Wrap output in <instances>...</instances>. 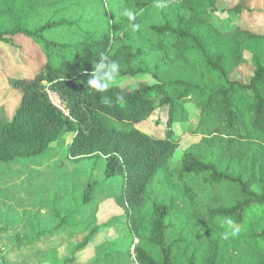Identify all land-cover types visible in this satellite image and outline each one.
I'll list each match as a JSON object with an SVG mask.
<instances>
[{
  "label": "trees",
  "instance_id": "trees-1",
  "mask_svg": "<svg viewBox=\"0 0 264 264\" xmlns=\"http://www.w3.org/2000/svg\"><path fill=\"white\" fill-rule=\"evenodd\" d=\"M164 2L160 9L156 0H117L114 8L112 0L110 10L106 0H0L2 46L21 49L24 38L40 58L37 67L12 72L0 61L4 82L22 93L11 118L0 107V163L43 157L73 133L67 156L104 157V178L123 181L119 199L136 264H264V64L245 59L247 42L264 40V32L224 29L213 20L221 10L240 16L262 10L241 0L228 8L220 0ZM101 53L120 65L117 79L150 75L153 82L134 88L112 83L96 93L87 80ZM248 64L249 79L235 77ZM175 124L187 125L185 133L195 138L180 162ZM50 172L36 181L44 186L55 176ZM98 184H86L85 202ZM228 216L243 231L224 240L221 221ZM56 218L53 228L36 230L29 243L12 235L26 246V259L60 252L54 242L41 249L31 244L63 227H71L72 235L91 226L88 219ZM98 231L77 243L74 256L92 241L96 256L90 263L102 264ZM75 261L65 257L62 264ZM7 263L0 253V264Z\"/></svg>",
  "mask_w": 264,
  "mask_h": 264
},
{
  "label": "rangeland",
  "instance_id": "rangeland-1",
  "mask_svg": "<svg viewBox=\"0 0 264 264\" xmlns=\"http://www.w3.org/2000/svg\"><path fill=\"white\" fill-rule=\"evenodd\" d=\"M106 1L111 10L112 0ZM238 1L220 0V6L221 8L233 7ZM241 1L246 7H257L262 11L254 14L245 12L240 16L221 10L213 14L216 25L224 29L236 28L239 25L248 26L264 32V0ZM116 5L117 0H113L112 6L116 8ZM114 10L118 15V10ZM119 13L121 14V11ZM21 40V49H8L0 43V61L6 65L4 68L8 66L10 72L24 66L34 68L40 63L36 47L24 38ZM20 52L24 53L21 58ZM245 59L252 65L258 60L264 64V40L248 41ZM250 64L240 73L235 74V77L244 81L248 80L253 69ZM3 79L4 74L0 72V107H6L11 118L20 103L22 93L13 90ZM141 82L152 83L153 79L150 75L125 76L116 79L113 83L134 88ZM49 93L54 103L61 105V108L68 113L66 104L57 94L50 90ZM187 106H190L189 102ZM174 129L182 141L175 153L176 162H180L186 148L194 142L195 138L185 133L187 125L175 124ZM73 135L69 133L61 143L53 144L51 153L47 152L42 155L43 157L0 163V253L8 259L7 264H62L65 257L71 256L76 259L73 264H91L90 262L96 256L94 242L91 241L84 250L78 248L75 256L73 250L77 249L75 248L77 243L85 240L88 233L98 229L95 237L98 238L99 243H102L100 251L104 258L102 264H118L119 258L120 264H126L131 246V264H136L135 240L134 238L132 240L128 213L123 201L119 199L123 181L119 178H116L119 180L104 178V157L73 159L67 156V147ZM49 172L55 176H50V181L44 180L46 182L44 186L43 182L36 181L45 178ZM94 180L98 181V187L91 193L90 202H85L82 198L84 188L88 182ZM63 198H65V204H60ZM56 216L66 219V223H77L81 219H88L91 226L85 233L74 232L72 235H70L71 227H63L57 235H51L31 244L34 249H41L54 242L53 246L61 250L60 252L48 257L50 259L41 260L40 256L26 259L24 252L27 249L26 246L16 244V236L13 240L12 235L20 233L23 237L22 241L26 243L36 234V230L53 228L58 221ZM69 236L71 238L68 240Z\"/></svg>",
  "mask_w": 264,
  "mask_h": 264
},
{
  "label": "clouds",
  "instance_id": "clouds-1",
  "mask_svg": "<svg viewBox=\"0 0 264 264\" xmlns=\"http://www.w3.org/2000/svg\"><path fill=\"white\" fill-rule=\"evenodd\" d=\"M156 7L160 9L165 8L167 7V3L164 0H156ZM124 14L129 20L135 18V14L131 10H126ZM138 28L139 25H133V30H137ZM119 72L120 65L115 60H111L109 56L101 53L98 61L93 65L91 73L88 74L87 86L96 93H104L117 79ZM118 99L122 101L123 97H118ZM221 227L224 229L221 233L224 240L238 238L243 231V226L230 216L223 218Z\"/></svg>",
  "mask_w": 264,
  "mask_h": 264
},
{
  "label": "built area",
  "instance_id": "built-area-1",
  "mask_svg": "<svg viewBox=\"0 0 264 264\" xmlns=\"http://www.w3.org/2000/svg\"><path fill=\"white\" fill-rule=\"evenodd\" d=\"M61 107V105H59Z\"/></svg>",
  "mask_w": 264,
  "mask_h": 264
}]
</instances>
